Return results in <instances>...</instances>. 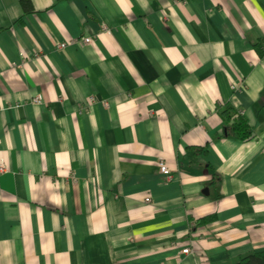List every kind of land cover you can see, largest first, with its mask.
Instances as JSON below:
<instances>
[{
    "label": "crops",
    "instance_id": "0c3cea01",
    "mask_svg": "<svg viewBox=\"0 0 264 264\" xmlns=\"http://www.w3.org/2000/svg\"><path fill=\"white\" fill-rule=\"evenodd\" d=\"M30 3L0 0V264L264 250V0Z\"/></svg>",
    "mask_w": 264,
    "mask_h": 264
},
{
    "label": "trees",
    "instance_id": "16d2710c",
    "mask_svg": "<svg viewBox=\"0 0 264 264\" xmlns=\"http://www.w3.org/2000/svg\"><path fill=\"white\" fill-rule=\"evenodd\" d=\"M22 5L27 11L32 7L30 0H22ZM261 54H263V52H261ZM221 108V114H223V117L226 119V121H232V123L228 125L229 137L243 142H246L253 138V128L249 124L248 119L240 111H238L229 103L223 105ZM214 219L215 215H210L202 218L200 221L202 223H206L208 221H213ZM234 264H264V250L252 252L248 255H245Z\"/></svg>",
    "mask_w": 264,
    "mask_h": 264
},
{
    "label": "built area",
    "instance_id": "2783aa9c",
    "mask_svg": "<svg viewBox=\"0 0 264 264\" xmlns=\"http://www.w3.org/2000/svg\"><path fill=\"white\" fill-rule=\"evenodd\" d=\"M104 29H107L106 25H103ZM82 41L84 43H91L92 39L91 37H83ZM67 44L66 43H61L59 44V47H65ZM41 100L40 96L35 98L36 102H39ZM159 168L161 173L163 174L164 180L165 182H169L174 178V175L172 174V170L169 168V166L167 165L166 161L161 159L159 160ZM6 169V164H4L3 162L0 163V172H3ZM150 200V198H147L146 201L148 202ZM190 252V248H184L183 249V253H189Z\"/></svg>",
    "mask_w": 264,
    "mask_h": 264
},
{
    "label": "bare ground",
    "instance_id": "6f19581e",
    "mask_svg": "<svg viewBox=\"0 0 264 264\" xmlns=\"http://www.w3.org/2000/svg\"><path fill=\"white\" fill-rule=\"evenodd\" d=\"M4 171H5V170H4ZM4 171H3V172H4Z\"/></svg>",
    "mask_w": 264,
    "mask_h": 264
},
{
    "label": "rangeland",
    "instance_id": "374dc122",
    "mask_svg": "<svg viewBox=\"0 0 264 264\" xmlns=\"http://www.w3.org/2000/svg\"><path fill=\"white\" fill-rule=\"evenodd\" d=\"M167 163V162H166Z\"/></svg>",
    "mask_w": 264,
    "mask_h": 264
}]
</instances>
